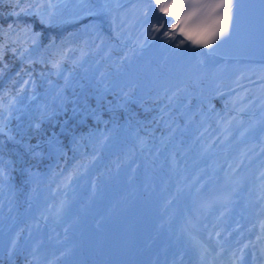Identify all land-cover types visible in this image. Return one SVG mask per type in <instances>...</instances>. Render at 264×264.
Returning a JSON list of instances; mask_svg holds the SVG:
<instances>
[{"label":"trees","instance_id":"trees-1","mask_svg":"<svg viewBox=\"0 0 264 264\" xmlns=\"http://www.w3.org/2000/svg\"><path fill=\"white\" fill-rule=\"evenodd\" d=\"M74 2L0 0V264H41L28 242L35 230L56 264H108L84 235H61L53 223L62 210L71 224H78L72 216L92 217L75 202L90 183L104 190L105 176L130 171L134 181L111 183L110 195L156 211L161 206L144 191V177L181 200L172 175L226 166L237 149L219 141L238 125L254 132L261 125L253 105L264 81L236 87L239 109L235 94L214 90L210 74L129 52L111 32L92 36L79 23L68 34L52 31L76 20ZM21 8L27 14H13ZM50 235L63 237L73 255Z\"/></svg>","mask_w":264,"mask_h":264},{"label":"rangeland","instance_id":"rangeland-1","mask_svg":"<svg viewBox=\"0 0 264 264\" xmlns=\"http://www.w3.org/2000/svg\"><path fill=\"white\" fill-rule=\"evenodd\" d=\"M77 2L78 4H75V7L70 5L75 10L73 16H77L76 20L81 19L79 21L80 25L88 26V29L92 31V36L101 38L100 32L104 27L129 52L140 55L148 54L156 59L167 60L172 63V66L186 72L210 74L213 78L220 81L218 85L214 83V90L217 89V93L225 92L228 86L237 87L240 83L237 81L243 75H245V84L251 85L264 81V75H260L261 71L264 73V68L262 67H260L261 69L232 70L229 73H225L218 66H197L193 62H185L172 55H153L147 52V49L144 48V43L141 42L143 37L141 30L128 22L122 11L112 9L114 0H100V4L96 7H91L88 0H77ZM106 11L107 15H102ZM55 13L62 14L61 8L56 7ZM96 14L102 15V20L104 21L105 19L106 21L102 24L100 18L93 17ZM85 17L87 18L83 19ZM70 31L71 29L64 27L58 33L68 34ZM111 43L112 41L109 44ZM69 44L67 43L64 47L66 52L70 50ZM257 70H260V72H256ZM90 73L95 74L93 71ZM94 79L93 76L90 81L92 82ZM239 97V93H237V98ZM256 97L257 100L253 105L254 112L257 113L258 111L261 113L259 118L262 123V127L255 133L258 137L259 132L264 128V111L260 112L261 108H264V92L261 91ZM244 131L243 133V129H239L233 136L234 140L230 139L232 137H228V135L219 141L220 145L233 146L242 141L246 144L237 149L236 152L234 150L229 152L230 156H232L231 165L225 164L226 166L220 169L204 171L203 173L193 172L189 176L182 174L171 176L175 186L174 189L181 192V200L178 196L173 198L171 193L166 191L163 186H157L153 179L144 177L142 187L150 199L157 200V203L161 206L160 209L154 211L149 207H135L124 196L118 195L117 201L113 199L104 212H98L100 203L97 199L99 200L102 194L112 193L113 187L110 185L111 183L121 186L122 177L128 182L132 183L134 181L130 176V171H123V176L117 174H113L111 177L105 176L104 190L99 189L98 186L94 187L90 183L88 185V193L85 195L80 194L76 197L75 202L77 199L79 200V209L92 215V217L85 216L89 218L87 221H82L80 217L72 216L71 218L76 220L78 224H71L68 220V216H71L69 211L62 210L60 219L56 218L53 223L59 221L56 224L60 229L61 235H66L67 231H72L75 235H84L93 246L94 252L106 261L108 260V264H135L130 257L132 255L130 254V249L134 247V244L137 245L139 243L140 237L136 231L140 234L154 233L158 237L156 243H161L160 241L164 240L163 237L167 236V239L175 237L193 244L196 241V237L206 232L209 238L215 239L217 237L214 235V231L209 230V223L220 216L218 211L221 210L222 205L230 203L229 200H225L221 196L234 194L243 198L244 194L251 196V194L259 193L256 189L257 186H254L256 182L255 174L257 168L262 166L264 144L257 145L255 142H251L253 139L251 135L254 133L252 129ZM262 171L264 175V167ZM133 188L130 185V189ZM80 197L85 202L79 203ZM163 209H165L164 212L160 213V210ZM111 229L113 230L111 231ZM38 238V230L30 232L28 242L31 244L32 253L39 259H43L41 264H56L50 259L49 254L43 252ZM206 239L208 240L207 237ZM50 240L52 242H61L63 247L73 255V246L65 242L63 237L54 238V236L50 235ZM222 257L223 254L221 253L217 256L218 259ZM63 260L60 264H70L66 260L63 262ZM71 264H76V262L73 261Z\"/></svg>","mask_w":264,"mask_h":264},{"label":"bare ground","instance_id":"bare-ground-1","mask_svg":"<svg viewBox=\"0 0 264 264\" xmlns=\"http://www.w3.org/2000/svg\"><path fill=\"white\" fill-rule=\"evenodd\" d=\"M74 3L78 4L77 0ZM99 4L100 0L89 5L96 7ZM112 9L122 11L128 22L141 30L143 35L141 42L144 43L147 52L153 55H172L185 62H193L197 66H218L225 73L232 70L264 68V63L240 58H222L187 42L178 47V41L183 37L177 36L176 40H170L163 36V31L166 29H162L160 33H153L152 25L158 24L157 17H161L162 14L155 9L154 4H150V0H114ZM102 15H107V11ZM102 15L100 19L103 18ZM163 19L168 20L164 17ZM105 21L104 19L103 22ZM262 170L263 166L257 168L255 174L254 186L260 190L258 196L254 194L251 196L244 194L243 198L234 194L221 196L230 201L223 206V209H227V213L213 219L208 226L210 231L215 232L214 235L217 238H209L206 232L196 237L193 244L175 237L167 239V236L163 237L164 240L160 241L161 243H156L158 237L154 233H139L138 236L140 239L143 238V241L139 240L137 245L134 244V247H131L132 261L135 264H229V261H233L234 264H262V259L254 252L258 244L257 237H249L245 226L264 219ZM252 227L249 225V229ZM216 252L223 254V257L218 259Z\"/></svg>","mask_w":264,"mask_h":264},{"label":"snow or ice","instance_id":"snow-or-ice-1","mask_svg":"<svg viewBox=\"0 0 264 264\" xmlns=\"http://www.w3.org/2000/svg\"><path fill=\"white\" fill-rule=\"evenodd\" d=\"M150 4H154L155 9L162 14L157 17L158 24L152 25L153 33L166 29L163 36L170 40H176L177 36L183 37L178 41V47L187 42L197 47L212 48L229 37L233 28L234 0H150ZM20 13L27 14V9L21 8L20 12L13 14ZM163 17L171 19L164 20ZM9 29H12V25H9ZM24 31L29 32L31 29L26 27Z\"/></svg>","mask_w":264,"mask_h":264},{"label":"water","instance_id":"water-1","mask_svg":"<svg viewBox=\"0 0 264 264\" xmlns=\"http://www.w3.org/2000/svg\"><path fill=\"white\" fill-rule=\"evenodd\" d=\"M9 15H7V16H5V18L6 17H8ZM87 17H89V16H87ZM87 17H85V18H83V19H86ZM94 18H98L99 16L98 15H95V16H93ZM81 20V19H80ZM80 20H74V21H71V22H67V23H65L64 25H59V26H57V27H54V28H50L52 31L53 30H55V31H59V30H61L62 28H64V27H74L75 25H77L78 23H79V21ZM104 31L105 32H109V30H107V29H104ZM93 76H94V73H90V75H89V78H88V80H91L92 78H93ZM55 99H57V95L55 96ZM81 198V197H80ZM99 200H100V205H99V208H98V212H104L107 208H108V206L112 203V200H113V198H112V196L111 195H109V194H102L100 197H99ZM79 200L77 199L76 200V203L78 202ZM113 229H111V231H112ZM137 234H139V232H137ZM143 241V238H141L140 239V241Z\"/></svg>","mask_w":264,"mask_h":264}]
</instances>
